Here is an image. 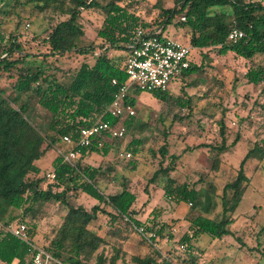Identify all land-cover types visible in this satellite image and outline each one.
I'll list each match as a JSON object with an SVG mask.
<instances>
[{"label":"trees","instance_id":"obj_1","mask_svg":"<svg viewBox=\"0 0 264 264\" xmlns=\"http://www.w3.org/2000/svg\"><path fill=\"white\" fill-rule=\"evenodd\" d=\"M124 2L125 0H13L11 9H14L18 17L20 13L17 7H30L31 13L49 15V20L55 18L54 14L63 18L56 19L41 37L40 43L46 49L41 54L21 51L20 56L9 59L14 52L21 49L12 34L8 43L0 47V73L10 75L11 69L17 64L25 65L12 84L15 92L13 95H7L0 89L1 264H22L30 256L29 245L6 228L18 216L20 209L23 212L22 222L27 226L30 240H33L38 231L42 232L45 237V246L42 247L59 263L172 264L174 258L169 254L163 255L159 249L150 245V251L143 255L127 253L124 245L130 237V231L143 225L135 217L136 194L131 191L127 178L117 180L113 166L102 168L100 165L92 166L83 161L90 154L104 157L110 150L118 149L117 138H104L101 135L95 137L101 140V145L93 138L87 147L76 146L81 128L90 126L100 117L110 122L116 121L104 112L112 102L119 85L127 79L124 70L127 44L137 27L151 31L158 29L159 37L163 36L169 25L188 29L189 45L192 49L210 48L222 56L231 52L243 59L246 70L242 73V79L251 85H261V91L264 93V60L258 61L264 56L262 1L174 0V5L166 8L161 4L162 0H157L159 13L153 22H148L137 14L136 9H132L131 1L126 4ZM224 7H228V11L221 10ZM216 8L220 10L217 11ZM88 10H97L101 15V22L95 31V38L100 41V52L93 55L91 63L81 62L69 80H60L52 73H45L40 63L36 62V55L40 54L39 57L44 59L56 55L63 56L73 51L81 55L94 53V41L87 46H79L77 42L84 36L82 12ZM233 27L242 30L244 35L236 43H229L226 37ZM2 39L0 34V40ZM111 50H119L121 54L111 53ZM202 70L203 64H196L195 60L190 58L189 67L180 78L185 80ZM112 79H116L117 84H112ZM195 80L193 84L204 82L201 79ZM139 93L140 90H130L125 102L134 106ZM149 93L159 101L173 102L180 107L189 105L191 98L171 95L168 88ZM23 96L25 100H21ZM30 100L49 112L45 125L35 122ZM260 106L264 110V103ZM135 115L136 113L123 120L126 127L124 138L132 134L125 146L131 159L133 158L129 162L130 169H134L139 158L144 156L146 137L142 134L151 125L150 121H143ZM225 127L223 120H220L219 143L197 146L208 147L211 153L213 151V170L218 169L221 155L230 151L241 139L237 134L231 142H227ZM64 135L70 136L72 144L63 141ZM167 135V131H164V142L158 147V153L163 158L148 181L158 183L167 199L177 205L183 203L189 208L190 212L186 216L188 231L177 241L186 247L188 258H183V263L197 264V256H194L195 241L200 236L207 235L211 239L234 236L231 228L232 214L250 181L245 164L249 159L257 158L260 161L264 158V138L246 151L238 163L234 178L226 182L221 193L217 194L212 183H208V187L204 189H197L172 175L176 170L179 155L168 154ZM57 148L64 152L70 148L75 149L79 151V155L72 164L62 163ZM194 148L189 147L187 150ZM51 149L55 150L56 156L51 159L50 169L47 171L53 170L55 178L42 189L41 184L47 171L43 173V168L36 162L44 158ZM148 151L152 157L155 156V148L148 147ZM164 157L168 160L166 165L162 163ZM106 179H113L122 189L110 194L105 193L101 183L104 184ZM69 193L86 194L96 203L90 208L75 204L76 199L68 197ZM51 202L62 204L65 212L58 224L48 228V231L45 227L42 231L43 228L40 227L45 217L44 209ZM218 204L221 206L220 212L209 216L214 213ZM103 216L104 218H101ZM174 221L177 222L171 219L161 224L151 223L144 228L147 232L154 231L158 237L167 234V237L173 238L171 229ZM259 232H264V225ZM137 234L140 233L137 231ZM235 239L241 241L238 237ZM106 247L111 248L110 255H107ZM177 254L181 255L179 252Z\"/></svg>","mask_w":264,"mask_h":264},{"label":"rangeland","instance_id":"obj_2","mask_svg":"<svg viewBox=\"0 0 264 264\" xmlns=\"http://www.w3.org/2000/svg\"><path fill=\"white\" fill-rule=\"evenodd\" d=\"M130 1L133 5L132 9H136L137 14L144 20L153 22L157 18L159 13V8L156 6L157 0H125L124 4ZM162 1L163 7L174 5V0ZM260 1L264 3V0ZM12 3L13 0H0V34L3 36V39L0 40V47L4 43H8V39L11 38L10 34H12L15 35L21 49L14 52L9 59L17 58L21 55V51L33 54L45 52L46 49L40 43V39L55 23V20H59L63 16L54 14L55 18L49 20V15L31 13L30 7H17L20 13V17H18L14 9H11ZM215 10L220 9L216 8ZM221 10L228 11V7ZM81 19L84 24V36L78 39V45L87 46L94 41L96 44L94 53L81 55L73 51L63 56L56 55L44 59L39 57L40 54L36 55V62L40 63V67L45 73H52L60 80H69L81 62L91 63L93 55L100 52V41L95 38L96 28L101 22L100 13L97 10L83 11ZM163 36L183 44H189L190 31L173 24L167 27ZM111 53L121 54L119 50H111ZM191 58L195 60L196 64L202 63L203 70L185 80L177 77L168 85L169 94L182 96L184 99L191 97L189 105L180 107L173 102L159 101L148 91H140L136 96L133 106L135 116L143 121H150L151 127L149 126L142 134L146 137L144 156L139 158L134 169H130L131 165H129V162L133 160L131 155L129 157L120 156V153L128 152L125 146L131 139V133L125 138L117 139L118 149L110 150L107 156L90 154L83 160L84 163L92 166L100 165L102 168L113 166L117 173V180L127 178L131 191L137 197L134 205L135 217L143 223V227L151 223L161 224L171 219L177 220V222L174 221L175 224L171 229L173 238L167 237V234L164 237L155 235L149 242L143 235L137 234L136 229H133L124 245L128 254L138 255L150 251L148 248L150 245L152 248L159 249L163 255L169 254L171 258H174L172 264H185L182 260L188 258L185 253V245L179 244L177 240L188 231L186 216L190 210L183 203L177 205L164 197L159 184L148 181L163 158L158 153V147L164 142L163 132L167 131L168 134V154L179 155L176 170L172 175L179 181L192 184L197 189H204L208 187V183H212L217 194L221 193L226 182L234 178L238 163L246 151L255 142H260L264 138V110L260 106L264 103V93L261 91V85H251L242 79V73L246 70L245 61L234 56L231 52L222 56L210 48L192 49ZM262 60H264V56L258 59V61ZM23 67L25 65L17 64L11 69L10 75L9 73H0V89H3L5 94L13 95L15 93L12 84ZM195 79H201L204 82L193 84ZM25 99L23 96L21 100ZM30 103L35 122L45 125L49 119V112L33 100H30ZM220 120H223L226 126L227 142H231L237 134L241 139L235 147L221 155L222 160L218 169L213 170L211 167L213 151L211 153L208 147L197 146L220 142ZM148 147L155 148V156H151ZM189 147L195 148L187 150ZM53 156H56V152L51 149L43 159L36 162L43 168V173L49 169V163ZM162 163L166 165L168 160L164 157ZM245 167L250 181L240 203L232 214L231 228L234 236L223 239H211L207 235L200 236L195 241L194 256H197V264H264V232H259L264 225V158L260 161L257 158L249 159ZM43 181L46 185L49 183L45 178ZM101 187L108 194L122 189V186L115 183L113 179H106L104 184L101 183ZM41 188L44 189V187ZM71 196L76 199L75 204H83L86 208H90L96 203L86 194L69 193L68 197ZM220 209L221 206L218 204L214 213L209 216L218 214ZM44 212V224L41 228L45 225L46 229L41 230L48 231V228L58 224L65 208L60 203L51 202L46 205ZM22 214L20 209L18 216L11 223L22 222ZM103 224L105 225V223ZM36 234L35 241L39 239V231ZM236 237L241 241H237ZM43 240L42 245L39 246H45L44 235ZM106 252L107 255H110L111 248L106 247ZM178 252L181 255H178Z\"/></svg>","mask_w":264,"mask_h":264},{"label":"built area","instance_id":"obj_3","mask_svg":"<svg viewBox=\"0 0 264 264\" xmlns=\"http://www.w3.org/2000/svg\"><path fill=\"white\" fill-rule=\"evenodd\" d=\"M159 30L151 31L148 28L137 27L131 41L127 44L128 52L124 62V70L127 79L120 84L113 96L112 102L106 107L105 112L116 119L114 122L98 118L93 124L80 129L76 146L87 147L92 139L103 135L121 139L124 137L126 127L123 120L135 114L134 107L125 102V97L130 90L140 91H164L169 83L180 77L190 65L192 46L179 41L158 36ZM244 35L242 30L233 27L227 34L226 41L236 43ZM117 84L116 79L111 80ZM67 144H72L68 135L62 137ZM98 145L102 142L95 138ZM58 154L62 157L61 162L73 163L79 155V151L69 149L64 152L57 148ZM130 156V152L120 153V156ZM55 173L49 170L45 173V180L53 181ZM7 230L17 238L29 245V258L22 264H54L57 261L42 246L30 240L27 233V226L24 222L10 223ZM135 229L142 234L149 242L155 237L154 232H147L143 226H136Z\"/></svg>","mask_w":264,"mask_h":264},{"label":"crops","instance_id":"obj_4","mask_svg":"<svg viewBox=\"0 0 264 264\" xmlns=\"http://www.w3.org/2000/svg\"><path fill=\"white\" fill-rule=\"evenodd\" d=\"M173 40H175V39H173ZM177 41V40H176ZM50 151V150H49ZM54 157V156H53ZM43 159V158H42ZM51 162V161H50ZM37 165H39V164H37ZM40 167H41V165H39ZM49 169H50V163H49ZM44 184V186H42ZM41 186L42 187H44V189L46 188V184L44 183V181L42 182V184H41ZM42 222V225H41V227L43 226V224H44V220H42L41 221ZM40 227V228H41ZM46 226L44 225V227L43 228H45ZM37 237V234L34 236V238H33V240H34V242L37 244V245H42V242L44 241L43 240V233L42 232H40L39 233V235H38V237H39V239L38 240H36L35 241V238ZM1 264V263H0ZM54 264H62V263H59V262H57V263H54Z\"/></svg>","mask_w":264,"mask_h":264}]
</instances>
